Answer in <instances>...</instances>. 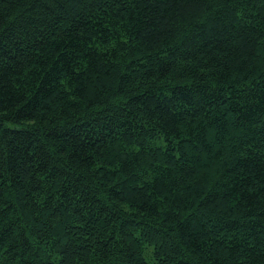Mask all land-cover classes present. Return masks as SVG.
Listing matches in <instances>:
<instances>
[{"label":"trees","instance_id":"1","mask_svg":"<svg viewBox=\"0 0 264 264\" xmlns=\"http://www.w3.org/2000/svg\"><path fill=\"white\" fill-rule=\"evenodd\" d=\"M0 264H264V0H0Z\"/></svg>","mask_w":264,"mask_h":264}]
</instances>
